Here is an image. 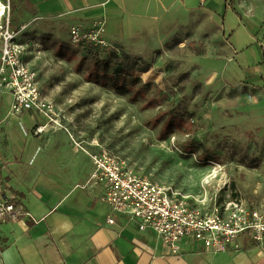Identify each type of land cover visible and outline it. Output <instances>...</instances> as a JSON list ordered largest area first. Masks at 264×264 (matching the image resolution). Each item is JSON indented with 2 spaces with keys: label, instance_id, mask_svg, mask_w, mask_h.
Here are the masks:
<instances>
[{
  "label": "rangeland",
  "instance_id": "rangeland-1",
  "mask_svg": "<svg viewBox=\"0 0 264 264\" xmlns=\"http://www.w3.org/2000/svg\"><path fill=\"white\" fill-rule=\"evenodd\" d=\"M115 1L83 7L93 10L88 19L72 13L33 18L28 9L27 16L15 14L14 24L9 4V28L24 46L23 61L38 95L29 111L16 112L0 88V144L7 143L4 127L21 132L25 142L62 129L75 148L92 152L96 148L90 143L98 141L134 172L196 204L232 193L249 207L264 209V83L251 73L243 75L264 62V0H200L197 7L211 13L217 27L207 24L205 14L198 28L188 20L168 30L173 32L169 37L158 23L171 24V14L154 11L150 3L145 10L142 3L137 13L143 15L135 16L121 12L120 4L111 7ZM109 7L123 24L120 30L131 36L110 34L109 54L97 53L98 60L119 59L103 74L90 46L72 45L69 29L101 23L106 34L115 14ZM133 23L145 28L134 34ZM123 55L141 59L145 69L135 73L139 82L134 87L128 78L126 91L119 94L112 75L120 71ZM27 115L29 126L21 120ZM71 125L78 131L73 136ZM34 156L23 164L31 165ZM6 161L0 154L1 169Z\"/></svg>",
  "mask_w": 264,
  "mask_h": 264
},
{
  "label": "crops",
  "instance_id": "crops-1",
  "mask_svg": "<svg viewBox=\"0 0 264 264\" xmlns=\"http://www.w3.org/2000/svg\"><path fill=\"white\" fill-rule=\"evenodd\" d=\"M4 1L0 0L2 5H6ZM7 1L8 7L12 6L14 24L15 14L27 16L28 9H32L33 18L72 13L88 19L93 10L82 8L101 0H18L19 6L15 0ZM198 1L201 4L200 0H116L110 6L120 4L121 12L132 11L139 16L143 15L137 13L142 3L152 4L154 11L171 14V24L158 23L169 37L173 32L168 30L181 28L188 20L198 28L205 14L207 24L217 27L214 16L197 7ZM111 7L115 14L107 23L105 39L109 42L110 34L130 37L120 30L123 24L116 20V10ZM145 10H149V4ZM141 27L145 25L135 24L134 34ZM262 52L264 56V47ZM251 70L244 71V77L251 73L252 78L264 83V62ZM4 93L3 98L9 101L10 94ZM21 120L26 126L31 123L28 115ZM4 128L7 143L0 144V154L7 160L6 168H0L4 193L15 197L31 218L22 215L20 220L0 224V264H264V244L256 245L247 236L240 238V248L223 253H211L199 244L183 241L179 255L169 254L151 232H141L127 216L112 213L103 203L101 186H86L91 160L71 145L65 130L25 142L21 132ZM69 132L73 136L78 131L71 125ZM81 144L86 146L87 142ZM34 154L32 164L24 165L25 158L27 162ZM110 218L114 220L112 225L107 223Z\"/></svg>",
  "mask_w": 264,
  "mask_h": 264
},
{
  "label": "built area",
  "instance_id": "built-area-1",
  "mask_svg": "<svg viewBox=\"0 0 264 264\" xmlns=\"http://www.w3.org/2000/svg\"><path fill=\"white\" fill-rule=\"evenodd\" d=\"M8 11V5H3L1 18L5 22L0 24V88L10 94L14 111H29L35 105L38 91L23 61L24 46L9 28ZM104 34L101 23L91 27L74 24L69 29L72 45L90 46L100 56L109 54L110 46ZM90 146L96 149L87 152L79 146L92 163L86 186H101L103 203L110 211L127 216L136 223L139 231L151 232L169 254L179 255L183 241L199 244L211 253L238 249L242 236H247L256 245L264 244V209L249 207L232 193L216 194L196 204L180 192L134 172L98 141H92ZM22 215L31 218L15 197L4 193L0 174V224L20 220ZM107 223L112 225L113 218Z\"/></svg>",
  "mask_w": 264,
  "mask_h": 264
},
{
  "label": "trees",
  "instance_id": "trees-1",
  "mask_svg": "<svg viewBox=\"0 0 264 264\" xmlns=\"http://www.w3.org/2000/svg\"><path fill=\"white\" fill-rule=\"evenodd\" d=\"M89 53L92 55L93 61H98L102 65V72L100 73H105L107 68L109 67V63L114 60V62L118 61L117 55H112L111 59L112 60H105L106 58L102 59L105 61L99 62V57L96 51H93L92 48L89 47ZM93 53H92V52ZM110 56V55H109ZM140 60L139 58H132L130 59L129 55H123V58L119 64L121 65L120 71H116L112 75V84L114 87V90L117 91V93H124L126 91V83L128 78H133V84L132 86L134 87L138 82L139 79L134 77L135 73L137 72H142L143 69H145V65L140 66ZM99 75V74H98ZM101 75V74H100ZM233 197H236L235 194H232Z\"/></svg>",
  "mask_w": 264,
  "mask_h": 264
},
{
  "label": "bare ground",
  "instance_id": "bare-ground-1",
  "mask_svg": "<svg viewBox=\"0 0 264 264\" xmlns=\"http://www.w3.org/2000/svg\"><path fill=\"white\" fill-rule=\"evenodd\" d=\"M3 15V5H2V3L0 2V17ZM54 123V125L55 126H59V124L57 123V122H53ZM42 131H43V129H40L39 130V133H42ZM65 132H66V130H65Z\"/></svg>",
  "mask_w": 264,
  "mask_h": 264
}]
</instances>
